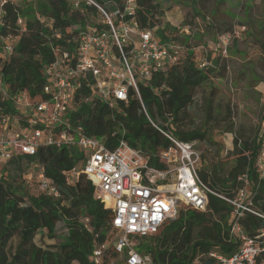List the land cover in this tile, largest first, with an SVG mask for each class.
Segmentation results:
<instances>
[{
	"label": "trees",
	"instance_id": "16d2710c",
	"mask_svg": "<svg viewBox=\"0 0 264 264\" xmlns=\"http://www.w3.org/2000/svg\"><path fill=\"white\" fill-rule=\"evenodd\" d=\"M94 1L111 7L110 0ZM135 3L139 28L155 29L160 40L177 42L173 35L176 28L165 22L162 0H136ZM82 5L74 9L70 0H21L20 4L6 0L3 3L0 33L12 34L15 39L13 51L0 57L2 114L21 116L11 100L18 91H26L30 101L45 98L44 70L53 59L51 47L66 44L65 39L70 36L67 28L84 24L86 13L94 10L91 5ZM54 31L59 35L55 36ZM261 47L264 54V44ZM179 56L178 62L168 69L139 81L140 100L130 88L127 101L118 100L112 107L97 97L79 102L80 97L89 94V88L83 85L76 93L78 106L68 117L72 125L80 126L88 136L101 139L108 149L125 140L131 147L151 154L149 163L158 167L165 165L158 162L156 154L172 144L166 134L178 140L204 143L197 173L213 192L208 193L206 209L200 211L180 204L176 217L164 223L157 233L141 237L137 248L149 253L154 264H192L197 258L202 264H210L212 259L207 256L210 252L228 254L238 246L229 234L232 206L218 195L232 198L242 185L239 177L243 174L250 188L247 206L255 213L244 211L239 223L248 235L264 228V176L255 166L264 131H258L251 139L234 138L230 152L234 160L229 167L219 159L218 148L213 157L205 158L208 146L216 145L209 133L204 129L182 130L178 121L192 105L198 88L220 76L225 68L220 67L219 55L210 59L204 68L198 66L192 51L183 49ZM210 93L213 94L212 89ZM209 107L207 102V117L212 114ZM227 111L231 113L230 108ZM84 159V152L78 147L41 144L35 155L15 156L3 163L10 165L12 172L8 176L0 174V264H94L91 256L95 243L116 237L117 231L111 224L112 211L93 195V184L82 172ZM24 163L32 167L27 179L23 175ZM37 163L43 165L45 175L56 185L58 197L40 192L27 194L24 182L37 183ZM58 222L65 229L58 243L44 247L34 243V235L40 231L49 239L55 238ZM13 238L16 240L12 244ZM105 260L101 264H106ZM256 264H264L263 249L256 257Z\"/></svg>",
	"mask_w": 264,
	"mask_h": 264
},
{
	"label": "built area",
	"instance_id": "2783aa9c",
	"mask_svg": "<svg viewBox=\"0 0 264 264\" xmlns=\"http://www.w3.org/2000/svg\"><path fill=\"white\" fill-rule=\"evenodd\" d=\"M5 1L0 0V25ZM109 2L108 8L94 0H70L74 9H80L83 3L94 10L86 13L84 24L67 28L70 36L66 44L51 47L53 59L44 70L45 98L30 101L27 92L21 90L11 96L21 116L0 112V163L15 156H33L41 144L78 147L85 155L82 172L93 184V195L112 211L111 224L117 231L114 239L95 243L93 263L101 264L105 258L106 264H154L149 253L137 248L139 239L157 233L164 223L173 220L180 204L204 211L208 193L213 192L198 177L200 155L194 141L166 134L171 146L157 156L152 154L165 165L158 167L149 163L151 154L131 147L125 140L110 150L101 139L86 135L80 126L70 123L69 113L80 101L97 97L112 107L118 100L127 101L130 88L140 100L139 81L177 63L183 50L174 40H160L155 29L138 27L136 0ZM235 33L218 35L220 51L226 52ZM54 35L59 33L54 31ZM14 39L12 34L0 33V57L13 51ZM197 64L204 68L210 63L197 59ZM83 85L89 88V94L77 102L76 93ZM2 93L6 95L5 90ZM35 166L38 192L58 197L59 190L45 175L43 165ZM255 166L264 176V142ZM239 179L242 185L232 198L216 194L232 206L229 234L238 246L228 254L210 252V264H256L258 253L264 250V228L248 235L239 223L243 212L251 211L247 206L248 179L245 174ZM202 263L198 258L192 261Z\"/></svg>",
	"mask_w": 264,
	"mask_h": 264
},
{
	"label": "rangeland",
	"instance_id": "374dc122",
	"mask_svg": "<svg viewBox=\"0 0 264 264\" xmlns=\"http://www.w3.org/2000/svg\"><path fill=\"white\" fill-rule=\"evenodd\" d=\"M162 1L165 22L176 28L173 35L183 49L192 51L196 59L207 61L219 55L220 67L225 68L220 76L198 88L192 105L180 117L178 125L185 131L206 130L216 145L208 146L205 158L213 157L218 148L219 159L229 167L234 160L230 154L234 138L251 139L258 131H264V54L261 47L264 44V0ZM234 30L236 33L223 53L219 50L218 35ZM207 102L212 110L209 117L206 116ZM203 144L194 141L199 155ZM23 165V175L27 179L32 167L27 163ZM199 165L200 159L197 167ZM11 169L10 165L0 163V174L8 176ZM24 187L28 195L39 193L34 183L26 181ZM64 233L63 224L58 222L55 238L49 239L40 231L33 241L42 247L56 244ZM15 240L13 238L12 244Z\"/></svg>",
	"mask_w": 264,
	"mask_h": 264
}]
</instances>
